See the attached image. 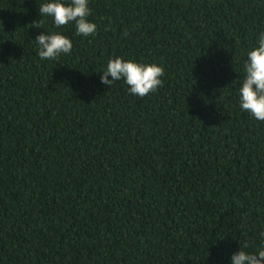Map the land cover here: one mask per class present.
<instances>
[{
  "label": "trees",
  "instance_id": "1",
  "mask_svg": "<svg viewBox=\"0 0 264 264\" xmlns=\"http://www.w3.org/2000/svg\"><path fill=\"white\" fill-rule=\"evenodd\" d=\"M45 2L0 0V264H231L264 248V121L239 97L264 0H89L91 36L32 26ZM53 32L72 51L41 59L33 40ZM115 57L159 64L162 86L101 83Z\"/></svg>",
  "mask_w": 264,
  "mask_h": 264
},
{
  "label": "clouds",
  "instance_id": "2",
  "mask_svg": "<svg viewBox=\"0 0 264 264\" xmlns=\"http://www.w3.org/2000/svg\"><path fill=\"white\" fill-rule=\"evenodd\" d=\"M88 3L89 0H68L67 3L64 0H49L39 3L42 19L32 26L42 28L43 17H51L58 28L74 23L77 35H94L97 25L88 19L91 14ZM124 35H128L127 31ZM33 41L39 46L41 59L56 60L62 54H70L73 48L71 39L58 32L39 34ZM244 71L245 78L239 88L240 108L255 119L264 121V32L259 35L258 46L247 52ZM102 73L101 83L111 87L114 81L123 80L129 86L130 94L143 98L162 86L164 68L156 63L115 57L108 60ZM247 247V244L243 245L240 251L232 255L231 264H264V248L257 253H248L244 250Z\"/></svg>",
  "mask_w": 264,
  "mask_h": 264
}]
</instances>
